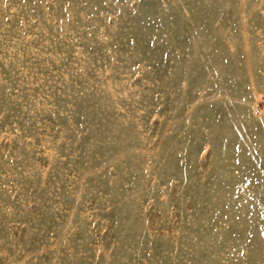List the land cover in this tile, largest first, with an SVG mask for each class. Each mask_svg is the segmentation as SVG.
I'll use <instances>...</instances> for the list:
<instances>
[{"label": "rangeland", "instance_id": "rangeland-1", "mask_svg": "<svg viewBox=\"0 0 264 264\" xmlns=\"http://www.w3.org/2000/svg\"><path fill=\"white\" fill-rule=\"evenodd\" d=\"M0 264H264V0H0Z\"/></svg>", "mask_w": 264, "mask_h": 264}]
</instances>
